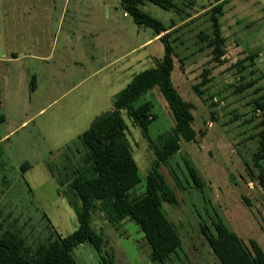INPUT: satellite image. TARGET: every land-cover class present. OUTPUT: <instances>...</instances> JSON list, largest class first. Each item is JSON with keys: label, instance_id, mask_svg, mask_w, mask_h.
I'll use <instances>...</instances> for the list:
<instances>
[{"label": "rangeland", "instance_id": "rangeland-1", "mask_svg": "<svg viewBox=\"0 0 264 264\" xmlns=\"http://www.w3.org/2000/svg\"><path fill=\"white\" fill-rule=\"evenodd\" d=\"M140 2L141 11L169 31L170 80L190 104L195 134L192 141H180L166 163L153 164L152 142L173 123L161 93L153 86L140 94V100L152 103L155 116L145 132L128 112L121 115V133L141 177L132 195L153 178L173 195L168 201L159 198V205L180 246L162 264H219L200 230L216 215L245 245L253 239L264 251V192L251 158L264 126V112L255 103L264 95V0L222 5L220 62L208 44L215 0H166V7ZM153 35L152 28L135 24L121 0H0V57L9 52L20 57L9 65L6 78L0 75V106L6 114L0 133L12 130L0 143L6 147L0 173L10 183L1 197L0 233L34 245L49 232L64 236L75 229V210L57 179L83 163L78 136L112 107L138 72L161 57L160 39L146 42ZM28 54L47 56L33 69L34 92L25 71L35 60ZM29 113L33 116L19 125ZM90 225L102 236L101 252L79 243L70 251L76 264H104L100 254L110 264H159L149 260L148 245L132 221L111 225L96 210Z\"/></svg>", "mask_w": 264, "mask_h": 264}, {"label": "trees", "instance_id": "trees-1", "mask_svg": "<svg viewBox=\"0 0 264 264\" xmlns=\"http://www.w3.org/2000/svg\"><path fill=\"white\" fill-rule=\"evenodd\" d=\"M140 1L143 0H121V5L137 25L150 27L155 34L161 33L158 39L162 42V55L154 66L138 72L121 90L112 110L98 116L78 136L83 163L66 171L62 179H57L60 185L65 184L63 196L75 210V229L64 236L49 232L34 245L24 243L14 233H0V264H76L70 251L82 242L89 243L95 252L100 253L102 236L90 225L91 214L96 210L111 225L124 219L132 221L148 245V257L152 262L164 263L168 255L179 248V235L159 205V198L164 201L173 198L171 191L153 178L144 184L141 193L132 195L131 190L140 183L141 177L121 133L123 111L128 112L141 130H147L155 118L152 103L138 100L140 94L154 86L165 100L173 123L152 142L156 156L153 164L166 163L179 149L180 141L189 142L195 137L190 104L182 99L170 80L174 51L168 39L169 31L136 6ZM148 1L166 7L162 5L166 0ZM225 2L215 0L209 15L213 37L208 44L212 46L213 59L218 62L225 52L218 21ZM255 103L264 112V95ZM251 158L257 168L258 184L264 192V165L261 163L264 158V126L258 133L257 148ZM24 166L28 163L25 162ZM188 170L194 185L201 190L199 176L192 167ZM200 230L219 264H264V251L257 242L250 239L249 245H245L219 216H215L210 226L201 223ZM99 257L104 264H110L103 255Z\"/></svg>", "mask_w": 264, "mask_h": 264}, {"label": "crops", "instance_id": "crops-1", "mask_svg": "<svg viewBox=\"0 0 264 264\" xmlns=\"http://www.w3.org/2000/svg\"><path fill=\"white\" fill-rule=\"evenodd\" d=\"M145 2V0L141 1V5ZM136 6L139 8V5L136 4ZM109 8V7H108ZM108 8H105L106 10H108ZM174 9H179V7L177 6V8H174ZM172 10V9H171ZM125 14V12H124ZM136 24V23H135ZM161 34V33H160ZM160 34H155L153 36H151L150 38H148L146 40V42L148 41H151V40H156V38L160 35ZM28 56H30L34 61V68H30L28 70L25 71V73L27 75H30L31 76V80L34 81V75L35 73L33 72V69H36L38 67V64L37 62H44L45 59L47 58V56H43V55H30L28 54ZM20 57L19 56H16L14 53L12 52H9V55H4V56H1L0 57V75L2 76V78H6V74L5 72L9 69V65H13L14 62H16L17 60H19ZM152 62L154 63L155 62V58L152 60ZM152 88V87H151ZM151 88H148L145 92H147L148 90H150ZM36 89V83L35 85H32L31 86V92H34ZM122 90V89H121ZM121 92V91H120ZM119 92V94H120ZM145 92H143L142 94H144ZM118 94V95H119ZM117 95V96H118ZM141 99V98H140ZM139 99V101H140ZM142 100H146V99H142ZM23 104L26 106L29 105V101L25 102L24 100L22 101ZM2 106H0V124H3L6 120V114L4 112V110L2 111L1 109ZM113 107H111L109 110H112ZM76 109H73V111H75ZM107 109L106 112H101L100 114H98V116H101V115H104L105 113H107L109 111ZM33 115H31L30 113L26 116L25 119H23L19 125H22L24 124L26 121H28ZM94 121V120H93ZM92 124V123H91ZM12 130H9V131H6L5 130L0 133V143H3L5 142V139L7 138L8 134L11 132ZM3 149H6V147H1V144H0V160H1V165L5 163V161L2 159L3 157V152L4 150ZM29 166V164H28ZM28 166H25V167H28ZM10 183L6 180V176L5 174H3L2 172L0 173V203L1 204V207L3 206V203H4V200L3 198H1L3 196V194H5L6 190L8 189Z\"/></svg>", "mask_w": 264, "mask_h": 264}]
</instances>
